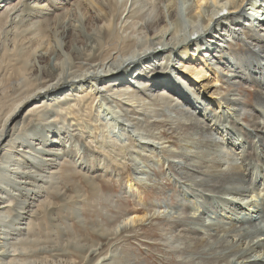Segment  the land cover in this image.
Masks as SVG:
<instances>
[{
  "label": "bare ground",
  "instance_id": "obj_1",
  "mask_svg": "<svg viewBox=\"0 0 264 264\" xmlns=\"http://www.w3.org/2000/svg\"><path fill=\"white\" fill-rule=\"evenodd\" d=\"M93 1L101 14L87 20L88 37L84 38L72 24V29L63 31V36L69 39L64 45L68 50L75 46L83 50L73 54L71 68L66 69L60 59L52 69L51 57L58 53L51 43L52 28L58 23L64 26L63 20L72 12L66 7L68 0L63 3L65 7L57 8H49L46 2L36 0L33 7L25 5L21 10L18 8L23 0H0V32L9 25L5 32L12 42L0 60V86L7 100L0 115V263L7 259L5 264H37L34 259L40 255L36 253L40 242L34 240L30 232H43L45 221L56 224V201L70 198L67 184L75 177L81 176L90 182L101 179L99 183H106V178L101 177L106 172L96 179L89 177V173L100 168L102 161L98 162V157L90 159L94 156L91 153L97 150L94 144L110 160L111 154L116 158L127 155L129 139L141 151L154 153L156 145H160L162 152L164 145L171 142L166 135L170 131L182 135L186 144L177 152L170 149L171 161L161 156L165 162H160L161 166L167 164L168 175L216 194L220 200L217 205L209 200L199 202L194 215L181 224L172 222L171 216L170 220L162 222L160 228L167 229V233L168 229L173 231L175 224L174 227L179 228L175 237L183 236L188 241L184 250L176 251L178 256L208 254L203 261L199 259L201 262L193 257L181 262L264 264V234L260 233L263 230L249 231L230 224L229 229L218 230L204 238V231L213 228L191 225V219L201 225L210 210L215 214L225 213L230 220L234 217L246 220L254 203V198H249L254 193L260 196L264 192V169L253 172V160L261 158L264 163V126L260 123L264 116V0H249L248 10L256 8L258 11L249 17L243 9L248 0H192L188 7L192 12L189 21L181 17L184 13L177 0H168L169 3L165 0ZM81 2L75 1L73 6L78 7ZM60 8L63 13L58 12ZM234 44L242 45L243 50L237 51ZM36 57L46 65L44 68L29 62ZM220 72L223 76L218 75ZM166 74L163 80L161 76ZM202 81H207V86L198 88ZM249 84L256 86L253 105L246 103L242 92L245 90H241L247 89ZM213 87L225 88L227 94L221 95L220 89L210 94L212 91L208 89ZM58 93L61 94L56 98ZM100 98V105L94 107ZM31 101L36 103L26 111ZM250 112L254 119L244 120L242 115ZM102 114L112 115L117 132L111 128L113 121L100 119ZM246 122L248 127L244 125ZM92 127L94 129L89 130ZM161 128L165 129L164 133L159 132ZM215 134L223 136L224 140L217 141ZM122 137L127 140L119 144ZM107 140L111 145H107ZM76 142L83 143L84 147H78ZM224 142L231 148H220ZM199 143L203 145L202 152L209 153L210 157L218 153V159L206 162L204 153L199 152L196 157L187 152L192 147L197 148ZM232 149L239 152L240 167L226 154ZM30 152L33 154L28 157ZM13 154L16 160L11 165L7 160L9 156L13 158ZM88 160L91 161L87 163ZM121 161L124 164V160ZM24 165L26 167H22ZM70 168L76 170L66 175L72 173ZM47 173L50 177H45ZM58 174L64 175L59 187ZM13 180L17 188L9 187ZM128 185L130 190L136 188L130 178ZM8 188L15 193H10ZM248 191L249 197L245 195ZM157 214L138 210L125 214L117 229L98 231L110 241H117L116 231L122 226L142 227L158 220L161 215ZM255 214L252 223L264 222V213ZM12 217L21 223L8 226ZM110 251V245L93 244L75 249L72 254L81 253L84 264H112L109 261L114 255ZM67 254L73 256L70 251ZM61 264L78 263L76 259H69Z\"/></svg>",
  "mask_w": 264,
  "mask_h": 264
},
{
  "label": "rangeland",
  "instance_id": "obj_2",
  "mask_svg": "<svg viewBox=\"0 0 264 264\" xmlns=\"http://www.w3.org/2000/svg\"><path fill=\"white\" fill-rule=\"evenodd\" d=\"M34 1H36V0H23V3L19 6L18 9L19 10L23 9V7L25 5H27L28 7L29 6L33 7ZM75 1H78V0H68L69 5H67L66 7L69 10H72V12H70L68 17L64 16L65 14L63 15L62 19H64L66 17L65 20H63V21H65L64 26H62V23L61 24L58 23V25L55 28L54 27L52 28L53 30H52L51 36H53V37L51 38V43L53 42L52 46L56 47L58 50V53L53 55L54 57L52 56L51 60H50V67L52 69L55 68V65L57 63H59L60 59H62L61 62L64 64L66 69L71 68L70 65H71L72 60H73V57H72L73 54H76L77 50H79L80 52L83 50L82 47L80 48L78 46H75V48L72 50H68V48L65 47L66 46L65 41H67V43H68L69 39L66 40V37L63 36L64 28L66 31H67V29L68 30L72 29V27H71V24H72L75 27V29L79 33L82 34V36L84 38H87L89 35V31L87 29L88 28L87 27V20L90 17H97L98 15L101 14L98 6L94 3L93 0H80V1H82L81 2L82 5L78 6L79 8L77 6L76 7L73 6V5H75L74 4ZM165 1L167 3H169L171 0L170 1L165 0ZM177 1L179 2L181 8L183 9L184 14L181 15V17L184 19H187V21H189L188 19L191 17L192 12L190 9L188 10V7L192 3V0L191 1H189V0H177ZM41 2H46L45 4H47V5L49 4V8L65 7V5H63L65 0H59L58 2H51V3H47V2H49L47 0H41ZM31 7H30V9H31ZM250 7H251V4H250V1L248 0L246 5L243 7V9L247 10L245 13H246V16H248V17H249V15L254 14L255 12H258L256 8L253 10H248V9H250ZM58 12L63 13V11H61V8ZM72 18H73V20H72ZM7 27H9V25ZM7 27H5V29L2 32H0V60H1L5 50L7 48H11V45H12L11 40L8 39L9 37L8 38L6 37L5 30ZM60 27H62V28H60ZM56 29H57V31H56ZM234 47L237 51L243 50L242 45H241V47H237L236 44H234ZM29 62L32 65L36 62V64H38L37 66L42 67V68H44L46 66L45 64L40 63L39 60L37 59V57L32 58L31 61H29ZM218 75L223 76L222 72L218 73ZM166 76H168V74L161 76V77L163 80H166ZM1 79H2V77L0 76V81H1ZM221 80L224 81L223 77L221 78ZM203 86L204 87L207 86V81L206 82H203V81L199 82L197 87L200 88ZM246 87H247V89L243 88V87H242L243 89H241V90H245V91H242L243 97L246 98L244 100H246V103L248 105H253L254 104V102H253L254 96H255L254 92L256 91V86L249 84ZM219 89L221 90V95L225 96L227 94L225 92V88L213 87V88H210L208 90L212 91L210 93V94H212L215 90H219ZM60 94L61 93H58L56 95V98L59 97ZM213 95L215 96V94H213ZM60 99H61V97H60ZM5 103H7V100L4 98L3 90L0 86V115H1V112L4 108V106H5ZM34 103H36V102L31 101V103L28 104V106H26L25 110L27 111V110L31 109L33 107ZM100 103H101V98L97 102H95L94 107L99 106ZM102 117H100V119L105 120V122H108L109 120L113 121V125H111V128H112V130H115L116 132L118 131L115 128L117 126H115L116 122L113 119L112 115L105 116L102 114ZM242 117L244 118V120L249 121V120L254 119L255 116L252 112H250V113H248V115H246V114H245V116L242 115ZM260 123H262L264 126V116L262 117V119H260ZM246 124H244V125L248 127L249 124L247 122H246ZM168 128H170V127H168ZM93 129H94V127H92L89 130H93ZM49 130L50 129L46 130V133ZM115 131H113V134L117 135V133ZM159 132L164 133L165 129L163 130V128H161L159 130ZM171 134L172 133L170 131L166 132V135L169 138H171V142L168 145L167 144L164 145V149L162 148V152H161L160 145H156L157 150L154 153L149 152V150H146L145 152L141 151L142 149L140 148L141 149L140 150L139 147L136 146V143H132L133 140L129 139L127 144H130V148L129 147L126 148V150H127L126 154L127 155L121 154L118 158H116L114 155L111 154L112 160H110L108 157H106L103 152L99 151L98 146L96 144H94L93 147L95 146V148L98 151L94 150V154L91 153L94 156H90L91 157L90 159H93L94 157H98V162L101 159H102V161H101L100 168H96L94 173L91 172V173H89L90 175L89 174L88 175H89V177H94L93 179H96L97 175H102V174L104 175V173L106 172L104 176H101V177H103L102 179L106 178V183H104V184L99 183V181L101 179H98L95 182H93V181L90 182V181H87L85 178H82L81 176H77L69 184H67L68 189H69L70 198L64 202L60 201L59 199L56 201V203H58L57 208L54 210V218H55L54 223L56 222V224H52L51 221H45L46 229L43 232H30V234H31L30 236L33 237L34 240H37L40 242V246L38 247V252H36V253H37V255L40 254L41 256L39 255L38 258L35 257L34 262H36L37 264H59V262H60V264H61L62 261H66L69 259H74V260L76 259V262L78 264H82V263L84 264L85 261L83 259H81V257L79 256V254H81V253H79L78 255L72 254L73 253L72 251L75 249H80L84 245H93V244H99V245H104V246L110 245V247H111L110 254L111 255L113 254L114 258L115 257L117 258L116 260L113 258L111 261H109L112 264H184L181 261H183L186 258H187L186 260H190L192 257L197 258L198 261H200L199 259H202L201 261H203L204 257L205 256L207 257L208 254H206V255L201 254V255H194L193 256V255H187L190 253H186V255L181 256L179 254V256H178L176 251L184 250L188 241L186 239H183L184 238L183 236H179V238L175 237L179 233V231H177L176 229L179 230V228L174 227V226H175V224H179V223L181 224L182 221L186 222L189 218H191L192 217L191 215H194L196 205L199 202L209 200L214 205H217L220 203V200H219L218 195L215 196L216 194L214 195V194L206 193V192L198 189L199 187L189 186L188 183L184 182L185 183L184 184L181 179H179V180H181V181H179L176 178L168 175L167 174L168 171L166 168L167 164H163V166H161L162 164L160 162H164L163 159L160 158L161 156L164 158V160H165V158H168L170 160L169 151L175 150L177 152V151L183 150L181 147L186 144V142H183L185 140H183L184 138L181 137L182 135H180V134L179 135L178 134H172L171 135ZM214 137H216L217 141H218V139L220 141L222 139L224 140L223 136H221L219 134L218 135L215 134ZM70 138H71V136H70ZM180 138H181V141H179ZM241 138H242V136H241ZM125 139L126 138H123V137L121 139H119V144L122 143V141H125ZM8 140H9V138H8ZM172 143H173V145H172ZM76 144L80 148L84 147L83 143L76 142ZM199 144L200 145H198L197 148L192 147V149L188 150L187 152L189 154L191 153L190 155H193L196 157H197L199 152H200V154L204 153V152H202L203 150H201L203 145L201 143H199ZM107 145H111V143L108 141ZM187 145L189 146V144H187ZM165 146H168V147H165ZM191 146H192V144H191ZM103 148H105V146ZM170 149H172V150H170ZM111 150L114 151L113 149H111ZM115 151L118 152L117 148H115ZM129 152H131V153H129ZM31 154H33V152H30V154H27V156L31 157ZM156 154H157V156H155ZM226 154H228L229 158H232L233 162L237 165V167L241 166L242 161H241V157H238L239 152H236L235 150L232 149V150H227ZM140 155H141V157H140ZM218 155L219 154L216 153V154L212 155V157H213L212 158V157H210L209 153H208V155L205 154V160H206V162L212 161L214 159L217 160ZM8 158H9V160H7V162H10L11 165L14 164V161L16 160V156L14 155L13 158H12V156H9ZM159 158H160V161H159ZM260 159L261 158H257V160H253V163H254L253 172L255 174L261 172L264 169V163ZM77 160L78 159H76V161ZM121 160H124L123 161L124 164H121V162H122ZM90 161L88 160L87 163H89ZM195 161L196 162L197 161L202 162L201 160L200 161L195 160ZM58 162H61V161H58ZM144 162L146 163V165H144L145 164ZM106 165H109V166H106ZM209 165L211 166V164H209ZM71 166H73V165H71ZM201 166H203V164H201ZM205 166H207V165L205 164L203 167H205ZM22 167H26V165H24ZM74 167H75V165H74ZM96 167H98L97 161H96ZM69 170H72V173H67L66 175H70V174L72 175L73 171H75L76 168H70ZM77 171H79V170H77ZM83 173H85V171H82V174ZM107 174H108V176H106ZM88 175H87V177H88ZM63 176L64 175L60 176L59 174H58V176H56V178H57L56 183H57L58 187L62 186L60 179ZM45 177H50V174L47 173L45 175ZM128 178L132 179L133 182L136 183V188H134L133 190L129 189ZM47 179L48 178H45V180H47ZM89 179H92V178H89ZM135 181H139V182H135ZM10 182H11V183H9L10 188L11 187L17 188L16 182L14 180L10 181ZM263 184H264V182H263ZM9 190H10V193H13V194L15 193V191H13L14 189L8 188V191ZM17 193L19 194V192H17ZM39 195H41V194H39ZM42 195L43 196L46 195L45 191L42 192ZM245 195H247V197H249V196H251V193H249V191H248V193H245ZM252 198H254V199H252ZM256 198H257V200H255ZM249 199H252L254 203L252 204L253 206H251V208H250L251 212H248V215L245 217L246 220H240V219H237V217L236 218L234 217L232 220H230L225 215V213L219 212V213L215 214V213H212L213 210H210L209 212H206L204 219L201 220L202 221V222H200L201 225H197L198 222H197V220L194 221V219L193 220L191 219V221H192V222L190 221L191 225L197 227V226H202L204 224L203 226H205V227L211 226V229L215 228L214 231H213V229L209 231V229L204 228V229H206L204 231V235H203L204 238L211 237L218 230L222 231L223 229H229L230 226L233 224L237 225L238 227L243 226V229H246L249 231L261 229V230H263V232H260V233L264 234V222L257 221L258 224H257V222L252 223V221L255 219L254 217H256V216H252L253 214L256 215L255 213H259V214L264 213V192H262L260 196H258V193H254V195H252ZM262 208H263V210H262ZM138 210L141 212H147V213L150 212L151 214L152 213H156V214L160 213L161 216L158 220H156L158 222H156V221H154L155 223L154 222H151V223L147 222L145 225H143L142 227H139V228H135V227L130 228L129 226L128 227L122 226V224H120L122 226V228H120V229H118V231H116L118 233L117 234L118 235L117 241H113V240L110 241V239H107V237H104V235L99 233L98 230H100V229L101 230L103 229V232H106V230L108 228L114 229L116 227V225H118L119 222L125 218L126 215H129L130 213H133V212L138 211ZM153 211H155V212H153ZM187 211H188V213H187ZM180 216H182V217H180ZM169 217L174 218V219H171V221L173 220L172 222H175V224L173 226V228H175V229L172 228L173 231L168 229L169 233H167V229L163 230L162 228H160V226L162 227V225H163L162 222L165 221L166 219H168ZM170 218H169V220H170ZM186 218H187V220H186ZM9 220H10V222L8 223V226H11V225L15 226L14 223H16V224L21 223L20 221H17V219L14 217H12V219H9ZM233 221H235V222L232 223ZM158 223H159V226H158ZM217 224H219L220 226ZM154 226H156V227H154ZM124 227H127V228H124ZM94 229H96V230H94ZM116 229H117V227H116ZM134 229H135V231H134ZM175 230H176V232H175ZM129 231H131V233H128ZM132 231L135 233H133ZM162 232H165V233L162 234ZM174 232L177 234H175ZM167 234H169V237L172 236L171 237L172 239L168 238ZM61 235H62V237H61ZM164 236H166V237H164ZM24 238H26V237L24 236ZM45 239H46V241H45ZM56 239H58V240H56ZM177 239H182V240L177 241ZM69 240H72V242L71 241L69 242ZM183 240H186V241H183ZM74 242H75V244L77 243L76 246H75ZM80 244H81V246H79ZM147 244H149V245H147ZM166 244H167V246H165ZM43 245L45 247H42ZM54 245H57L58 247L57 246L55 247ZM171 246H173L174 248ZM7 248H9V245L7 246ZM145 248H146V250H145ZM60 249H62V250H60ZM164 250H166V251H164ZM69 251L73 255L72 256L73 258L69 254H67V253H69ZM115 253H116V256H115ZM176 254H177V256H176ZM45 255H47V256H45ZM158 255H160V256H158ZM182 257H183V259H182ZM53 259L54 260L58 259V260L52 262ZM167 260H169V262ZM4 261H1L0 264L7 263V259H4ZM159 261H161V262H159ZM173 261H174V263H172ZM175 261H176V263H175Z\"/></svg>",
  "mask_w": 264,
  "mask_h": 264
}]
</instances>
